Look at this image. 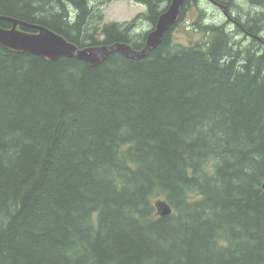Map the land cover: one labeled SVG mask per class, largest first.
I'll use <instances>...</instances> for the list:
<instances>
[{"label":"trees","instance_id":"1","mask_svg":"<svg viewBox=\"0 0 264 264\" xmlns=\"http://www.w3.org/2000/svg\"><path fill=\"white\" fill-rule=\"evenodd\" d=\"M136 1L151 30L171 3ZM194 7L143 59L113 53L92 67L0 45V264H264V25L231 16L248 48L223 26L174 44ZM93 8L0 0L1 17L79 48H144L151 30H130L142 14L100 28ZM158 201L174 213L159 217Z\"/></svg>","mask_w":264,"mask_h":264},{"label":"rangeland","instance_id":"2","mask_svg":"<svg viewBox=\"0 0 264 264\" xmlns=\"http://www.w3.org/2000/svg\"><path fill=\"white\" fill-rule=\"evenodd\" d=\"M238 3H240V1H237L236 4ZM199 4L200 10L196 7L191 8L190 11L185 14L184 19L173 30L171 39L174 44L189 46L204 42L206 38L204 37L203 31H201V26L216 28L227 26V29L234 33V38H236L239 48H246L251 44V41L237 32L236 26L228 20L224 11H227L229 16L241 18L245 22L250 17H258V20L264 25V8L250 4L246 0L242 4L240 3L239 7L233 6L231 10L219 8L208 0H199ZM159 5L161 8H164L167 5L166 0H160ZM93 6L95 12L97 10V12L103 14V19L99 20L100 28L110 23L124 25L132 22L142 14L143 17L139 18L132 28L130 27L132 37L144 34L152 29L149 21L145 18L148 13L146 6L136 0H93ZM98 38L101 40L104 38L101 29L98 31ZM256 47V51L259 52L261 48L258 44H256ZM260 54L261 53H259V55Z\"/></svg>","mask_w":264,"mask_h":264},{"label":"water","instance_id":"3","mask_svg":"<svg viewBox=\"0 0 264 264\" xmlns=\"http://www.w3.org/2000/svg\"><path fill=\"white\" fill-rule=\"evenodd\" d=\"M184 3L185 0H173V4L170 8L171 10L160 16L156 30L149 36L151 41L154 39L158 40L157 42L163 41L165 32H167L181 17V9ZM11 21L13 22L12 28L4 29L0 27V44L15 52L33 53L51 61L57 60L62 56L76 57L88 61L93 65L98 64L105 55L115 51L135 59L145 57V55H141V53L119 44L81 49L76 44L69 42L62 35L46 26L30 25L18 19H11ZM21 26L33 28L37 32H26L20 28ZM170 207L171 206L164 201L158 202L160 214L163 216L171 214L172 211Z\"/></svg>","mask_w":264,"mask_h":264},{"label":"bare ground","instance_id":"4","mask_svg":"<svg viewBox=\"0 0 264 264\" xmlns=\"http://www.w3.org/2000/svg\"><path fill=\"white\" fill-rule=\"evenodd\" d=\"M186 1L187 0H185V3H186ZM209 1V0H208ZM137 2H139V1H137ZM209 2H211V1H209ZM217 2V1H216ZM140 3V2H139ZM185 3L182 5V8H183V6L185 5ZM213 5H215V6H219V8H222V9H227L228 10V8L226 7V6H224V5H218L217 3H213V2H211ZM143 4V3H142ZM172 4H173V0H171V3H170V5H168V7H167V9H166V11L164 12V13H167V12H169L171 9V6H172ZM144 6H146L145 4H144ZM146 9L148 10V7L146 6ZM224 11V10H223ZM163 13V14H164ZM224 13L226 14V17L228 18V20L230 21L231 20V15L229 16V14L227 13V11H224ZM181 15H182V9H181ZM180 15V16H181ZM181 18V17H180ZM180 18L177 20V22L175 23V24H177L178 22H179V20H180ZM12 19V18H11ZM11 19L10 18H6V17H1L0 16V20H9V21H11ZM159 21V20H158ZM12 22V21H11ZM13 23V22H12ZM158 23V22H157ZM111 24V23H110ZM175 24H173L172 26H174ZM121 25V24H120ZM124 26V25H123ZM171 26V27H172ZM156 27H157V24H156V26H155V28L153 29V30H151L150 32H149V34H148V36H147V39H146V44H145V46H144V48L142 49V50H135L134 48H133V46H131V45H129V44H122V43H117V44H119V45H125L126 47H128V48H131L133 51H135V52H139V53H141V55H145V57L153 50V49H156L157 47H159L161 44H162V42H157L158 40H150L149 39V36L153 33V31H155L156 30ZM227 27V26H226ZM170 30V29H169ZM168 30V31H169ZM167 31V32H168ZM167 32H165V34H164V36L166 35V33ZM164 36H163V39H164ZM150 40V41H149ZM1 45V44H0ZM113 45H116V44H113ZM2 46V45H1ZM103 46H112V45H103ZM102 46V47H103ZM4 47V46H3ZM92 47V46H91ZM6 48V47H5ZM86 48H89V47H86ZM8 49V48H7ZM81 49H85V48H81ZM13 51V50H12ZM113 53H120V54H122V55H124L125 57H127V58H131V57H128V56H126L125 54H123V53H121V52H113ZM113 53H110V54H108V55H105L104 56V58L98 63V64H96V65H93V64H91L90 62H88V61H85V62H87L88 64H90L92 67H96V66H98V65H100V64H102L103 63V61H105L106 60V58L109 56V55H111V54H113ZM28 54H33V53H28ZM35 55V54H34ZM38 56V55H37ZM65 57H67V56H65ZM145 57H143V58H145ZM69 58H71V57H69ZM143 58H141V59H143ZM46 59V58H45ZM79 59V58H78ZM131 59H135V58H131ZM81 60V59H80ZM51 61V60H50ZM53 61H55V60H53ZM82 61H84V60H82ZM263 188H264V184H263ZM159 202V201H158ZM158 202H156V204H155V208H156V210H157V215L159 216V217H166V216H170V215H172L173 213H174V209H173V207L171 206L170 208H171V214L170 215H165V216H163V215H161L160 214V210H159V208H158ZM165 202V201H164ZM168 204V203H167Z\"/></svg>","mask_w":264,"mask_h":264}]
</instances>
